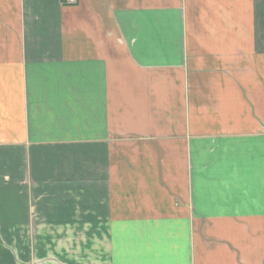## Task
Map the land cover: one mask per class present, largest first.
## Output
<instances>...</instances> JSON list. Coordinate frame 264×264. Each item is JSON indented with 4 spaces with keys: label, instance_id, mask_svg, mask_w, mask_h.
Here are the masks:
<instances>
[{
    "label": "crops",
    "instance_id": "crops-1",
    "mask_svg": "<svg viewBox=\"0 0 264 264\" xmlns=\"http://www.w3.org/2000/svg\"><path fill=\"white\" fill-rule=\"evenodd\" d=\"M0 264H264V0H0Z\"/></svg>",
    "mask_w": 264,
    "mask_h": 264
},
{
    "label": "built area",
    "instance_id": "built-area-1",
    "mask_svg": "<svg viewBox=\"0 0 264 264\" xmlns=\"http://www.w3.org/2000/svg\"><path fill=\"white\" fill-rule=\"evenodd\" d=\"M76 2L77 0H62V3L65 5H74Z\"/></svg>",
    "mask_w": 264,
    "mask_h": 264
}]
</instances>
